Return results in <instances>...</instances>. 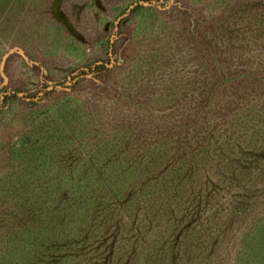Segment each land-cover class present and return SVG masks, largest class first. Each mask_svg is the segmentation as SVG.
Returning <instances> with one entry per match:
<instances>
[{"label":"rangeland","instance_id":"rangeland-1","mask_svg":"<svg viewBox=\"0 0 264 264\" xmlns=\"http://www.w3.org/2000/svg\"><path fill=\"white\" fill-rule=\"evenodd\" d=\"M52 2L11 0L0 11V217L7 202L2 192L18 164L44 161L37 151L56 116L78 123L73 128L80 138L71 147L72 165L83 167L93 156L104 157L109 166L122 163L137 177L136 169L142 174L147 162L161 155L163 172L157 181L150 174L149 188L139 202L133 200L137 226L147 207L164 216L163 224L174 222L165 220L174 219L175 212L160 210L174 197L154 183L168 179L177 168L193 166L195 185H215L223 178L221 170L248 164L247 134L260 130L263 123L262 87L255 90V85L242 82L241 88L235 86L247 73L221 77L223 103L198 114L201 107L207 109L204 96L215 83L208 80L212 66L209 59L205 62L210 50L226 73L252 70L263 79L248 78L249 83H264V31L259 32L264 10L253 12L264 0H100V6L95 0H67L62 10L83 40L53 18ZM25 22L27 29L22 28ZM190 25L197 32H191ZM236 76L240 77L235 80ZM214 96L211 103L218 102ZM39 127L42 133L36 131ZM54 161L59 167L67 164ZM47 179L53 184L57 175ZM237 183L230 180L218 188L230 194L238 189ZM246 183L243 190L248 189ZM112 215L118 236L122 211L116 209ZM241 230L236 229L233 240Z\"/></svg>","mask_w":264,"mask_h":264},{"label":"trees","instance_id":"trees-1","mask_svg":"<svg viewBox=\"0 0 264 264\" xmlns=\"http://www.w3.org/2000/svg\"><path fill=\"white\" fill-rule=\"evenodd\" d=\"M10 1L0 0L1 12ZM253 9L259 13L264 10V4H257ZM255 18L257 16L253 20ZM26 27L25 22L22 28ZM189 27L191 32H197L195 26ZM263 31L264 28L259 32ZM260 39L264 42V37ZM199 44L196 41V45ZM212 53L213 50L207 53L205 62L209 59L212 66L208 80L215 83L204 98L208 96V107L213 106L210 109L201 107L198 116L203 111H213L219 102L223 103L225 96L218 81L226 75L247 73L249 76L237 79L235 86L241 88L239 83L242 82L255 85V90L256 86L262 87L264 92L263 82L259 85L255 81L249 83L248 79L258 81L263 77L254 75L252 70L226 73L221 68L223 62ZM263 71L260 72L264 74ZM214 90L218 102L211 103ZM263 114L264 109L260 113L261 129L253 130L250 136L247 134L249 157L244 159L252 162L248 161L244 167H229L226 172L221 170L223 178L215 185L209 181L195 185L190 173L193 166L177 168L168 179L158 180L159 185L154 183L167 196L174 197L160 209L162 213L175 212L174 219L169 216L165 220L174 222L163 224L164 216L158 217L159 211L147 207L140 221L142 227L133 219L132 203L133 200L139 202L141 194L149 188L150 174L157 181V176L163 172L161 155L148 161L142 174L136 169L137 177L132 168L126 169L122 163L115 168L109 166L103 156L89 158L83 167L72 165L71 147L74 142L79 144L80 138L73 128L78 123L69 121L68 116H56L54 124L45 130L47 140L37 151L44 161L33 165L28 159L22 160L2 192L7 202L0 217L3 234L0 264H264ZM178 125L180 123L176 124L177 128ZM36 131L42 133L40 127ZM259 142L263 144H254ZM33 150L34 147L31 152ZM56 159L67 164L59 167ZM51 174L57 175L53 184L47 179ZM230 180L238 181V189L221 194L219 184H227ZM246 180L249 186L243 190L248 185ZM190 182L189 186H183ZM116 209L122 211L124 218L120 237L112 226L115 221L112 212ZM241 227L239 237L233 240L234 232Z\"/></svg>","mask_w":264,"mask_h":264},{"label":"water","instance_id":"water-1","mask_svg":"<svg viewBox=\"0 0 264 264\" xmlns=\"http://www.w3.org/2000/svg\"><path fill=\"white\" fill-rule=\"evenodd\" d=\"M65 1L67 0H53L51 6L53 18L60 24L64 25L70 34L80 40H83V36L79 33L67 14L62 10V5ZM95 2L98 6H100V0H95ZM237 77L240 76H236L235 80L237 79Z\"/></svg>","mask_w":264,"mask_h":264},{"label":"flooded vegetation","instance_id":"flooded-vegetation-1","mask_svg":"<svg viewBox=\"0 0 264 264\" xmlns=\"http://www.w3.org/2000/svg\"><path fill=\"white\" fill-rule=\"evenodd\" d=\"M139 6H141V5H139Z\"/></svg>","mask_w":264,"mask_h":264}]
</instances>
